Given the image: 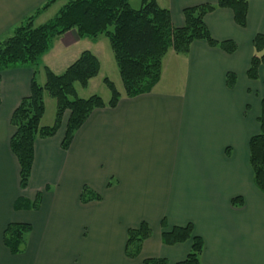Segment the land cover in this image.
<instances>
[{
  "label": "crops",
  "instance_id": "obj_1",
  "mask_svg": "<svg viewBox=\"0 0 264 264\" xmlns=\"http://www.w3.org/2000/svg\"><path fill=\"white\" fill-rule=\"evenodd\" d=\"M48 1L0 0V39ZM59 1L40 11L36 25L46 22L42 15ZM246 1L245 27L235 23L228 8L204 16L214 40L235 43L233 53L196 40L186 54L166 53L160 80L150 92L127 97L119 81L116 106L94 109L67 149L61 146L66 117L53 136L35 141L24 189L9 146L10 117L29 94L32 77L43 85L44 67L60 74L85 50L97 57L100 69L85 87L75 83L77 96L96 94L93 90H102L97 77H108L101 74L97 39L80 38L74 29L53 41L35 72L31 67L1 72L0 264H143L148 258L176 264L186 257L190 242L164 245L162 221L167 228L192 225L203 241L202 264H264V195L252 181L248 161V141L259 130L264 66L255 80L246 73L252 39L264 34V0ZM156 2L169 11L172 26L181 27L184 8L216 0ZM229 73L235 76L231 88L226 84ZM94 84L96 89L89 91ZM79 89L87 94L80 95ZM105 95L107 103L110 94ZM50 99L44 93L41 126L54 122L56 103ZM84 186L99 199L82 202ZM37 195V208H14L18 198L33 201ZM237 196L241 206L231 204ZM141 222L151 234L139 255L128 258L127 230ZM11 223L31 226L18 254L3 243Z\"/></svg>",
  "mask_w": 264,
  "mask_h": 264
},
{
  "label": "trees",
  "instance_id": "obj_2",
  "mask_svg": "<svg viewBox=\"0 0 264 264\" xmlns=\"http://www.w3.org/2000/svg\"><path fill=\"white\" fill-rule=\"evenodd\" d=\"M54 0L25 17L11 35L0 39V74L7 69L31 67L34 72L40 66V59L50 50L53 41L65 32L74 29L80 38L96 40L103 35L109 41L113 58L127 97L148 93L161 77L162 62L169 50L176 54H186L193 41H205L210 47L226 53H233L236 45L231 40H214L204 23V16L216 8L232 10L235 23L246 26V0H216L186 7L182 14L184 24L173 27L170 13L158 6L156 0H141V6L134 9L128 0H69L48 21L34 26L33 22L41 10ZM253 54L247 70L250 80L258 78L259 66H264V34H256L252 39ZM100 63L97 57L85 50L62 73L54 74L44 67L46 80L39 84L34 77L30 82L29 94L23 97L10 117L13 134L9 146L19 166V186L24 189L29 181L34 157V143L39 138L53 136L59 129L63 114L69 110L64 137L61 143L67 149L74 133L86 121L94 109L116 106L120 94L112 81L103 78L110 91V99L105 103L96 94L87 98L78 97L75 83L85 87L88 81L98 74ZM235 76L227 74L226 84L233 87ZM44 93L56 103L54 122L51 126H41L43 117ZM258 132L248 141L249 165L252 181L264 195V97L260 101L257 118ZM81 201L98 200L99 196L83 187ZM39 195L33 201L18 198L15 209H35ZM240 196L231 200L233 206H241ZM161 241L171 246L189 241L190 249L186 257L176 264H202L200 255L203 241L193 234L191 224L167 228L162 221ZM31 226L27 223L8 224L3 232V243L11 254L22 250L26 234ZM151 234L147 223L141 222L136 228L127 230L124 253L128 258H136L143 241ZM143 264H166L164 258H148Z\"/></svg>",
  "mask_w": 264,
  "mask_h": 264
},
{
  "label": "rangeland",
  "instance_id": "obj_3",
  "mask_svg": "<svg viewBox=\"0 0 264 264\" xmlns=\"http://www.w3.org/2000/svg\"><path fill=\"white\" fill-rule=\"evenodd\" d=\"M68 1L69 0H61V1L57 2V3H55L47 11L46 14L42 15L43 17H41V18L44 19L43 21H48L49 19L53 18L55 16V14L57 13V11L62 7V5L64 3H67ZM128 1H129V4L131 5V7L134 8V9H138L141 6V0H128ZM33 25L34 26H38V25H36L35 20L33 22ZM97 42L98 43H97L96 46H98V47H96V48H99L100 49L99 59L102 62L101 74H103L104 77L105 76L108 77V79L110 81H112L113 84L117 85V88H116L115 85L114 86H115L116 90L118 91V89L120 88V85H121L120 84L121 79L120 80H117L120 76H119V73L117 72L118 70H117L115 61L113 59V54H112V50L110 48L109 41H108V39L106 37H104L103 35H101V36H99L97 38ZM101 76L102 75H99L96 80L100 83V87H101L102 90H98V89L97 90H93V89H96L97 84L91 85V87L88 90L89 91L90 90L96 91L97 92L96 95H98V96H100L102 98L105 94L106 95L107 94L109 95L110 94V91H109L108 87L105 85V83L103 82V78ZM77 86H78V84H77ZM98 86H99V84H98ZM121 86H122L121 88L123 89V85H121ZM85 90L86 89H79V93H81L80 95H82V94L83 95H86L87 93H86ZM123 92L125 93L124 89H123ZM50 100H53V99H50ZM50 105H51V108H52V103H50ZM65 117H66V119L64 121L65 122L64 132H65V127H66L67 120L69 118V110H66L64 112L63 117H62V120H61V124H62V121L64 120ZM61 124H60V126H61Z\"/></svg>",
  "mask_w": 264,
  "mask_h": 264
}]
</instances>
